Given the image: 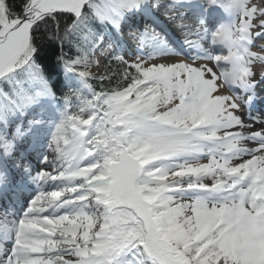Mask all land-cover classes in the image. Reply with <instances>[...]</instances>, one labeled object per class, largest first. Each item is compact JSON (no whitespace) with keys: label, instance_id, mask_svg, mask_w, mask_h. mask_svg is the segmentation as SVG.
<instances>
[{"label":"snow or ice","instance_id":"6c2138e0","mask_svg":"<svg viewBox=\"0 0 264 264\" xmlns=\"http://www.w3.org/2000/svg\"><path fill=\"white\" fill-rule=\"evenodd\" d=\"M257 42L264 0H0V264H264Z\"/></svg>","mask_w":264,"mask_h":264},{"label":"bare ground","instance_id":"6f19581e","mask_svg":"<svg viewBox=\"0 0 264 264\" xmlns=\"http://www.w3.org/2000/svg\"><path fill=\"white\" fill-rule=\"evenodd\" d=\"M174 31H175V34L178 36V37H181L179 32L177 30H175L174 28H172ZM124 31L125 33H127V30H126V27L124 28ZM182 38V37H181ZM260 43H264V42H258L257 46L253 49V51H260V48H259V44ZM130 47H132V49H134L133 47H135V45H131ZM222 56H224L223 54H221ZM230 67L226 64L225 65V70H229ZM33 186L37 187L35 184H33ZM1 207V206H0Z\"/></svg>","mask_w":264,"mask_h":264},{"label":"rangeland","instance_id":"374dc122","mask_svg":"<svg viewBox=\"0 0 264 264\" xmlns=\"http://www.w3.org/2000/svg\"><path fill=\"white\" fill-rule=\"evenodd\" d=\"M95 72V68L92 69Z\"/></svg>","mask_w":264,"mask_h":264},{"label":"trees","instance_id":"16d2710c","mask_svg":"<svg viewBox=\"0 0 264 264\" xmlns=\"http://www.w3.org/2000/svg\"><path fill=\"white\" fill-rule=\"evenodd\" d=\"M63 77L61 76L60 79H62Z\"/></svg>","mask_w":264,"mask_h":264}]
</instances>
